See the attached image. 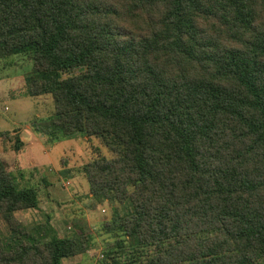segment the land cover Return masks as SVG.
Returning a JSON list of instances; mask_svg holds the SVG:
<instances>
[{
  "label": "trees",
  "instance_id": "16d2710c",
  "mask_svg": "<svg viewBox=\"0 0 264 264\" xmlns=\"http://www.w3.org/2000/svg\"><path fill=\"white\" fill-rule=\"evenodd\" d=\"M29 55L26 95H52L49 138L107 137L85 169L97 204L124 205L98 264H264V0H0V58ZM0 156V264L85 253L16 217L40 207ZM31 234V235H30Z\"/></svg>",
  "mask_w": 264,
  "mask_h": 264
},
{
  "label": "rangeland",
  "instance_id": "374dc122",
  "mask_svg": "<svg viewBox=\"0 0 264 264\" xmlns=\"http://www.w3.org/2000/svg\"><path fill=\"white\" fill-rule=\"evenodd\" d=\"M33 67L29 55L0 58V156L20 187L37 188L41 200V208L22 218L23 225L37 242L50 238V233L37 229L49 221L56 230L59 225L61 237L83 229L91 236L90 258L98 262L103 250L115 242L104 226L112 223L117 210L130 213L132 207L129 203L97 204L90 196L85 169L98 159L118 158L122 149L107 137L54 139L36 132L33 123L54 118L55 105L52 95H26V78ZM10 235L11 230L0 216V240Z\"/></svg>",
  "mask_w": 264,
  "mask_h": 264
},
{
  "label": "crops",
  "instance_id": "0c3cea01",
  "mask_svg": "<svg viewBox=\"0 0 264 264\" xmlns=\"http://www.w3.org/2000/svg\"><path fill=\"white\" fill-rule=\"evenodd\" d=\"M32 210L37 211L38 208L37 209H28V210L18 211L15 213V215L23 224L22 218H26L28 216L29 212H31ZM53 223H55V222H53ZM55 227L57 228V230H59L61 232V230L59 229V225L55 226ZM90 254H92V248L91 247L89 250H87L83 254H79L76 256H72V257L63 259V264H86V263H89L90 260L93 261V264H98V262L96 260L90 258Z\"/></svg>",
  "mask_w": 264,
  "mask_h": 264
}]
</instances>
